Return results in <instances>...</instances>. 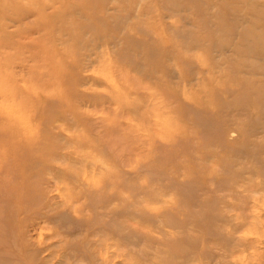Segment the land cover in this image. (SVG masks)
I'll list each match as a JSON object with an SVG mask.
<instances>
[{
	"label": "rangeland",
	"instance_id": "obj_1",
	"mask_svg": "<svg viewBox=\"0 0 264 264\" xmlns=\"http://www.w3.org/2000/svg\"><path fill=\"white\" fill-rule=\"evenodd\" d=\"M34 2L0 5V264H264V0Z\"/></svg>",
	"mask_w": 264,
	"mask_h": 264
},
{
	"label": "bare ground",
	"instance_id": "obj_2",
	"mask_svg": "<svg viewBox=\"0 0 264 264\" xmlns=\"http://www.w3.org/2000/svg\"><path fill=\"white\" fill-rule=\"evenodd\" d=\"M24 1H26L27 3H23ZM39 2V0H37ZM52 3L51 4H47V3H43L42 6H38V8L34 9L32 11L33 15H36L37 18L39 19H45L46 20V24L49 26L50 22L48 21V19L52 18H56L57 13H59L60 11L67 9V7H69L68 2L69 0H64L65 3L61 4L59 6H57V4L53 3L56 0H51ZM24 4H31V5H35L34 0H0V5H5L6 9H10V12L18 19V20H23L25 17H28L29 15V11L26 10L27 7L24 6ZM57 6V7H56ZM51 8V11L46 13L45 11L47 10V8ZM70 11V10H69ZM68 11V12H69ZM66 22V21H65ZM45 24V22H44ZM41 28L39 27V24H36L34 26L35 31H40L43 29V26L40 25ZM31 29V28H30ZM227 29H223V31H226ZM0 31L1 34L0 36H7L8 32L6 31V27L4 26V24L0 25ZM245 33V37L248 38L249 37V33L246 31ZM262 43L259 45L258 49L259 50H263L261 48Z\"/></svg>",
	"mask_w": 264,
	"mask_h": 264
}]
</instances>
